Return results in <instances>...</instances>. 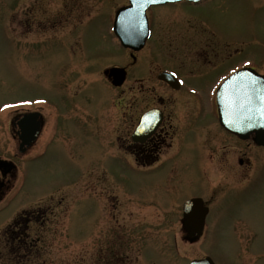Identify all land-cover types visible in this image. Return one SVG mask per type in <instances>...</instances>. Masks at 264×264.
<instances>
[{
	"label": "rangeland",
	"instance_id": "obj_1",
	"mask_svg": "<svg viewBox=\"0 0 264 264\" xmlns=\"http://www.w3.org/2000/svg\"><path fill=\"white\" fill-rule=\"evenodd\" d=\"M122 2L0 0V159L15 167L13 180L5 178L0 201V264H99L104 239H113L104 253L117 251L115 234L124 222L137 225L129 246L118 244L131 264H186L202 254L214 264H264V150L229 143L234 146L227 155L232 168L204 172L200 163L195 165L192 142L183 141L182 153L171 166L188 162L190 168L145 176L125 167L132 161L126 143L105 136L104 119L114 117L112 103L126 102L128 97L125 93L116 98L102 76L104 68L125 57L110 31L113 12ZM76 3L83 5L84 26L71 56L63 44L69 37L67 29L51 34L55 42L39 31L23 38L15 29L21 10L47 9L54 19L62 6ZM226 12L222 21L229 34L247 35L249 43L264 45V10L254 14L239 0H227ZM245 54L264 61L263 47L248 48ZM203 79V84L209 83L210 74ZM147 98L154 100V95ZM23 103L39 107L46 126L37 144L17 155L9 114L3 115ZM200 148L208 152L204 145ZM237 151L246 153L248 165H237ZM149 190L156 199L168 195L163 199L166 206L149 207ZM108 196L122 204L120 210L112 208ZM186 197H204L210 213L200 240L189 244L179 235L173 243L171 235L180 234V222H161L154 214H180L177 203ZM36 207L42 211L29 227L28 239L34 246L7 244L12 219ZM147 215L149 221H136ZM19 220L22 231L25 224Z\"/></svg>",
	"mask_w": 264,
	"mask_h": 264
},
{
	"label": "flooded vegetation",
	"instance_id": "obj_2",
	"mask_svg": "<svg viewBox=\"0 0 264 264\" xmlns=\"http://www.w3.org/2000/svg\"><path fill=\"white\" fill-rule=\"evenodd\" d=\"M239 3L241 7H247V10L254 14L264 10V0H239ZM71 6L75 7L62 6L63 10L54 19L52 12L47 9H38L39 12L32 9L21 10L18 21H15V29H20L23 38L33 31H39L47 34V38L52 42L57 39L51 34L55 35L57 29H67L69 37L63 44L69 52L68 55L71 56L72 46L80 42L84 26L83 5L76 3ZM74 8H78L79 11ZM216 9L218 10L215 12ZM226 11L227 0H199L194 3L181 1L149 6L145 10L147 37L143 47L139 50H124V59L118 60L116 64L117 67H123L125 70L123 81L114 88L116 98L126 93L127 101L113 102L111 107L114 117L112 120L104 119L103 124L105 136H114L116 140L126 143L125 151L132 161L131 164L127 162L125 167L133 172L151 176L163 172L177 174L182 168H190L192 165L188 162L183 166H171L175 161L174 158L182 153L183 141L192 142V154L196 156L195 165L200 163L204 172L211 170L210 168L227 172V168H232L227 161V155L233 152L234 146L229 143L255 148L250 140L241 142L228 134L219 126L216 117L215 92L232 72L249 68L264 76V61L245 54L248 48L255 47L259 50L261 47L264 48V45L260 47L257 41L255 44L249 43L247 35L229 34L222 21L227 15ZM187 23L190 27L186 25ZM113 38L118 44L116 37ZM129 42L135 44L136 40L131 38ZM207 73L210 74L211 81L203 84V78ZM147 95H154V100L148 99ZM37 111L40 112L38 108L20 107L10 113L8 129L17 144L21 135L20 128L31 131L36 125L23 116ZM142 117H144L143 123H140ZM37 122V138L26 149V153L35 146L46 126L43 116H39ZM201 145H204L208 152L203 153ZM237 152L239 153L237 165L242 166L244 163L248 165L249 157H245L246 153ZM5 171L7 170L4 167L0 168V188L5 182L3 178L7 177L3 174ZM172 194L175 196V193ZM99 196L104 195L100 193ZM147 196L149 207H155L157 210L166 206V201L163 199L168 195L156 199L149 190ZM108 199L112 201L113 209H121L122 204L116 203L114 197L108 196ZM202 199L208 207L207 217L209 201L204 197ZM183 201L184 199L180 204L177 203V206ZM172 202L174 201L169 200V203ZM179 212L180 214L176 212L154 215L157 220L165 222L171 219L179 220L182 216L181 209ZM143 217L136 221L147 222L151 219L149 215ZM20 218L25 224V229L22 231ZM127 218L130 217L127 215ZM111 219L113 222H118V217L115 218L114 215H111ZM134 219L135 217L130 218V220ZM34 220L36 218L32 213L13 221L6 236L7 244L18 238L19 244L29 242L28 244L33 245L28 239H30L29 227ZM134 226L137 225L131 223L127 226L125 222L120 225V229L115 234L114 245L117 244L115 253L120 252L119 243L124 244L125 247L129 246ZM180 236L181 238L183 236L181 230ZM137 237L146 240L144 236ZM104 240L102 254L108 257L114 253H110L111 251L104 253V250L109 248L113 239ZM129 260V257H126L114 263L104 262L129 264Z\"/></svg>",
	"mask_w": 264,
	"mask_h": 264
},
{
	"label": "water",
	"instance_id": "obj_3",
	"mask_svg": "<svg viewBox=\"0 0 264 264\" xmlns=\"http://www.w3.org/2000/svg\"><path fill=\"white\" fill-rule=\"evenodd\" d=\"M132 7L136 5L146 6L151 3H161L163 0H129ZM120 16L123 15V22L119 24V36L121 38V45L123 47H129L126 42V35L124 32L127 30L129 9H122L119 11ZM118 69L110 68L104 71V75L108 79H112L117 76ZM239 78V79H237ZM240 85H250L245 87L239 94V103L234 104V99L231 85L233 81ZM112 82V81H111ZM114 84V83H113ZM259 90L260 93H264V83L251 78L244 72H238L232 77L226 80V82L220 87L216 94V103L218 109V117L220 124L227 129V131L237 135L240 139L248 138L251 133L255 134L254 143L258 146H264V103L258 98V93L255 90ZM251 96V104L248 107H241V105L247 103V97ZM20 148L28 146L31 140H22ZM19 151H22L20 149ZM201 201L198 199L189 200L185 202L183 206L184 218L182 220L183 230L186 233V238L189 241H195L201 235L202 231V218L205 215V209L199 208ZM198 213V218L196 217ZM196 217V218H195ZM189 264H213L209 258L202 260H195Z\"/></svg>",
	"mask_w": 264,
	"mask_h": 264
},
{
	"label": "snow or ice",
	"instance_id": "obj_4",
	"mask_svg": "<svg viewBox=\"0 0 264 264\" xmlns=\"http://www.w3.org/2000/svg\"><path fill=\"white\" fill-rule=\"evenodd\" d=\"M239 79V78H237ZM231 89H232V93H233V103L236 104V103H239V94L241 91L244 90L245 87H250V85H240V84H237L235 82V80L233 81V85L230 86ZM257 93H258V98L262 101V103H264V93H260L259 90H255ZM251 104V96L249 95L247 97V103L241 105V107H248L249 105ZM6 107H8L6 105ZM262 112H264V108H262Z\"/></svg>",
	"mask_w": 264,
	"mask_h": 264
},
{
	"label": "bare ground",
	"instance_id": "obj_5",
	"mask_svg": "<svg viewBox=\"0 0 264 264\" xmlns=\"http://www.w3.org/2000/svg\"><path fill=\"white\" fill-rule=\"evenodd\" d=\"M12 112V111H11ZM9 112H5L4 114H8ZM31 136H32V134H31Z\"/></svg>",
	"mask_w": 264,
	"mask_h": 264
}]
</instances>
